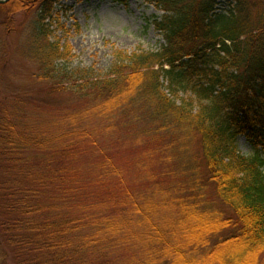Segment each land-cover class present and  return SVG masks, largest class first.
<instances>
[{
  "label": "trees",
  "instance_id": "16d2710c",
  "mask_svg": "<svg viewBox=\"0 0 264 264\" xmlns=\"http://www.w3.org/2000/svg\"><path fill=\"white\" fill-rule=\"evenodd\" d=\"M59 1L0 4L4 14H38L32 55L89 105L60 122V132H33L0 110L1 261L264 264V0H154L164 13L153 22L159 50H116L109 75L95 80L56 70L73 57L45 24ZM142 121L168 140L132 175L110 140ZM239 136L254 156L241 155ZM192 138L225 211L206 201L198 170L158 173L152 165L153 154L174 161ZM87 150L97 153L93 164L84 163Z\"/></svg>",
  "mask_w": 264,
  "mask_h": 264
},
{
  "label": "rangeland",
  "instance_id": "374dc122",
  "mask_svg": "<svg viewBox=\"0 0 264 264\" xmlns=\"http://www.w3.org/2000/svg\"><path fill=\"white\" fill-rule=\"evenodd\" d=\"M220 8V11L226 10L225 6ZM37 15L35 11L4 14L0 8V110L17 114L21 122H28L33 132H42V129L60 132L66 129L65 125H59L60 122L89 105L78 94L66 90L70 85L66 83L65 77L61 76L58 80L47 77L40 62L32 55ZM163 15L154 0H60L54 5L52 20L45 24L50 26L51 41L60 40L61 45L68 43L72 47L73 57L66 62H57L56 70L60 75L65 71L76 73L82 70L86 71L87 78L103 79L109 75L116 50L128 54L158 51L164 40L155 30L153 22L156 17ZM41 41L46 42L45 39ZM87 125L92 130L94 122L92 125L87 122ZM153 126L146 121L136 122L133 126L129 124L117 129L119 142L110 140L113 142L111 153L125 168L131 170L132 175L138 172V161L145 159L147 153H153L155 148H160L168 140L154 136L150 132ZM78 128L81 129V125ZM237 145L244 157L250 158L256 154L245 136L238 137ZM96 154L87 150L84 163L96 162ZM260 154L264 158V150ZM173 156L174 161L163 163L159 160V154H153L152 159H149L155 163L150 164L158 169V173L171 165L181 166L184 170H198L202 173L201 178L206 187V201L225 211L226 207L216 197L204 173L199 139L192 138L184 152ZM227 214L231 212L227 211ZM0 264L14 263L9 259L2 262L0 256Z\"/></svg>",
  "mask_w": 264,
  "mask_h": 264
},
{
  "label": "water",
  "instance_id": "95a60500",
  "mask_svg": "<svg viewBox=\"0 0 264 264\" xmlns=\"http://www.w3.org/2000/svg\"><path fill=\"white\" fill-rule=\"evenodd\" d=\"M10 0H0V4H6L8 3Z\"/></svg>",
  "mask_w": 264,
  "mask_h": 264
}]
</instances>
